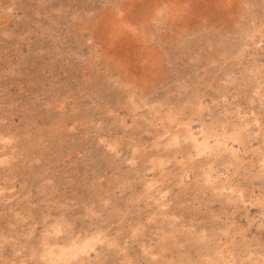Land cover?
<instances>
[{
    "label": "rangeland",
    "instance_id": "obj_1",
    "mask_svg": "<svg viewBox=\"0 0 264 264\" xmlns=\"http://www.w3.org/2000/svg\"><path fill=\"white\" fill-rule=\"evenodd\" d=\"M0 264H264V0H0Z\"/></svg>",
    "mask_w": 264,
    "mask_h": 264
},
{
    "label": "bare ground",
    "instance_id": "obj_2",
    "mask_svg": "<svg viewBox=\"0 0 264 264\" xmlns=\"http://www.w3.org/2000/svg\"><path fill=\"white\" fill-rule=\"evenodd\" d=\"M206 143V142H205ZM205 146H207L206 144H205Z\"/></svg>",
    "mask_w": 264,
    "mask_h": 264
}]
</instances>
